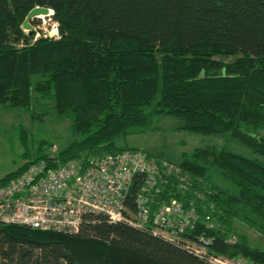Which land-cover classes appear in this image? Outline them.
<instances>
[{"label": "trees", "instance_id": "obj_1", "mask_svg": "<svg viewBox=\"0 0 264 264\" xmlns=\"http://www.w3.org/2000/svg\"><path fill=\"white\" fill-rule=\"evenodd\" d=\"M35 6L51 9L57 37H35L33 22L24 31ZM40 101L78 137L61 161L135 148L115 141L160 115L178 130L227 133L248 146L262 158L224 148L181 155L200 217L184 239L204 234L213 240L208 256L264 264V247L237 232L264 242V0H0V108L30 111ZM209 171L235 190L205 183ZM206 216L217 228L204 226ZM224 235L239 240L230 245ZM0 264L211 263L181 242L91 215L77 234L0 225Z\"/></svg>", "mask_w": 264, "mask_h": 264}, {"label": "built area", "instance_id": "obj_2", "mask_svg": "<svg viewBox=\"0 0 264 264\" xmlns=\"http://www.w3.org/2000/svg\"><path fill=\"white\" fill-rule=\"evenodd\" d=\"M191 187V176L177 163L139 148L82 153L65 161L52 153L0 185V225L77 234L87 217L102 215L109 223L181 242L211 264H229L208 256L211 237L184 239L200 219ZM204 224L215 228L209 216ZM236 239L230 236L225 242L235 244Z\"/></svg>", "mask_w": 264, "mask_h": 264}, {"label": "rangeland", "instance_id": "obj_3", "mask_svg": "<svg viewBox=\"0 0 264 264\" xmlns=\"http://www.w3.org/2000/svg\"><path fill=\"white\" fill-rule=\"evenodd\" d=\"M34 24L35 37L44 34L57 37V25L50 15L30 20ZM33 26V25H32ZM25 32L29 31L24 29ZM225 62L232 61L236 56H216ZM264 135V131H260ZM78 139L72 133L70 120L59 116L51 102L40 101L30 111L20 108H0V180L18 167L32 160L41 153L50 155L58 153L71 141ZM118 146H128L143 149L158 157L179 162L183 153L190 154L202 148H224L248 157H260L252 153L245 144L230 138L227 133L204 135L178 130L175 120L171 116H155L147 129H135L125 138H118ZM262 158V157H260ZM205 183L219 188L235 190V187L209 171L205 176ZM215 228L217 224L214 222ZM222 232L224 230L222 229ZM237 232L245 234L253 245L264 247L259 237L252 231L239 228ZM231 235H224L228 238ZM236 236L238 242L239 238ZM236 242V243H237ZM219 258L223 256L218 255ZM229 264H247L234 258L223 257Z\"/></svg>", "mask_w": 264, "mask_h": 264}, {"label": "water", "instance_id": "obj_4", "mask_svg": "<svg viewBox=\"0 0 264 264\" xmlns=\"http://www.w3.org/2000/svg\"><path fill=\"white\" fill-rule=\"evenodd\" d=\"M51 12V9L45 6H35L32 8L26 15L23 23H22V28L31 30L33 29V26L30 23V20L33 18H39V15H48ZM52 14V13H51Z\"/></svg>", "mask_w": 264, "mask_h": 264}, {"label": "bare ground", "instance_id": "obj_5", "mask_svg": "<svg viewBox=\"0 0 264 264\" xmlns=\"http://www.w3.org/2000/svg\"><path fill=\"white\" fill-rule=\"evenodd\" d=\"M48 15H51V12L48 14ZM46 15V16H48ZM44 15H39V18H42Z\"/></svg>", "mask_w": 264, "mask_h": 264}]
</instances>
